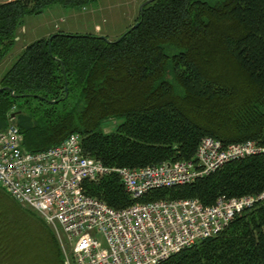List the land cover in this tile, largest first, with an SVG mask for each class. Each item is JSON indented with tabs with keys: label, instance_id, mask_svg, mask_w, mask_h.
Masks as SVG:
<instances>
[{
	"label": "trees",
	"instance_id": "1",
	"mask_svg": "<svg viewBox=\"0 0 264 264\" xmlns=\"http://www.w3.org/2000/svg\"><path fill=\"white\" fill-rule=\"evenodd\" d=\"M94 1L0 3V64L27 16ZM137 23L115 40L56 31L27 44L0 81V130L17 125L32 152L79 133L84 153L110 167L191 161L206 136L225 146L252 140L264 147V0H153ZM226 67L236 79L220 77ZM110 119L118 124L105 132ZM84 187L116 209L178 198L210 206L221 196L259 197L264 153L137 200L115 173ZM17 203L0 186V264H64L53 230L28 208L41 227L34 237ZM158 264H264V197L220 234Z\"/></svg>",
	"mask_w": 264,
	"mask_h": 264
},
{
	"label": "built area",
	"instance_id": "2",
	"mask_svg": "<svg viewBox=\"0 0 264 264\" xmlns=\"http://www.w3.org/2000/svg\"><path fill=\"white\" fill-rule=\"evenodd\" d=\"M13 0H0V3ZM19 39V37H17ZM264 153L255 141L225 146L206 136L194 160L174 159L140 168L110 167L86 155L82 136L32 152L13 123L0 130V186L39 214L61 244L64 264H158L220 234L264 194L228 198L210 206L197 198L135 202L116 209L86 193V181L117 174L137 200L148 192L191 184L225 164Z\"/></svg>",
	"mask_w": 264,
	"mask_h": 264
},
{
	"label": "rangeland",
	"instance_id": "3",
	"mask_svg": "<svg viewBox=\"0 0 264 264\" xmlns=\"http://www.w3.org/2000/svg\"><path fill=\"white\" fill-rule=\"evenodd\" d=\"M144 1L146 0H96L83 8H65L54 5L47 8L39 16H27L25 19L26 24L22 27V31L18 36L22 41L16 43L13 50L0 64V80L19 57L18 48L24 45V41H26V45L44 36L48 37L56 31L83 34L93 33L100 36H107L110 40H115L137 23V18L140 14V5ZM207 1L214 2V0ZM57 6L60 7V11L58 12L56 9ZM227 67V73L220 74V77L225 75L236 79L235 73L233 74L231 69ZM117 124V120L110 119L105 122L103 129L105 132H112ZM17 204L26 213L25 222L29 224L31 234L34 237L35 235H41V227L37 221L39 220L38 217L28 207H24L19 203Z\"/></svg>",
	"mask_w": 264,
	"mask_h": 264
},
{
	"label": "water",
	"instance_id": "4",
	"mask_svg": "<svg viewBox=\"0 0 264 264\" xmlns=\"http://www.w3.org/2000/svg\"><path fill=\"white\" fill-rule=\"evenodd\" d=\"M152 1H153V0H146V1H144V2L140 5L141 13H142L143 7H144L146 4H148V3L152 2ZM138 26H139V23H136V24L132 27V30L136 29ZM101 38H106V37H105V36H101ZM118 40H120V39H118ZM0 90H2V88H0ZM15 116H16V113H13V114H12V117H15Z\"/></svg>",
	"mask_w": 264,
	"mask_h": 264
},
{
	"label": "crops",
	"instance_id": "5",
	"mask_svg": "<svg viewBox=\"0 0 264 264\" xmlns=\"http://www.w3.org/2000/svg\"><path fill=\"white\" fill-rule=\"evenodd\" d=\"M59 6H60V5H59ZM59 6L56 7L57 12L60 11V10H59V9H60ZM54 9H55V8H54ZM64 13H65V12H64ZM66 17H68V15H66ZM66 17H65V18H66ZM73 18H74V16H73ZM45 35H46V34H45ZM44 37H45V36H44ZM17 41L19 42V41H22V40L19 39V40H17ZM25 42H26V41L23 42L24 45H22L20 48H18V53H19L18 55H19V56H20L21 52L23 51V49L25 48V46L27 45V44L25 45ZM28 44H29V43H28ZM18 58H19V57H18ZM18 58H17V59H18ZM16 61H17V60H16ZM16 61H15V62H16ZM15 62H14V63H15ZM14 63H13V64H14ZM13 64H12V65H13ZM10 68H11V67H10ZM10 68H9V69H10ZM9 69H8V70H9ZM8 70H7V71H8ZM7 71H6V72H7ZM6 72H5V73H6ZM3 76H4V75H3ZM3 76H2V77H3ZM1 79H2V78H1ZM0 81H1V80H0Z\"/></svg>",
	"mask_w": 264,
	"mask_h": 264
}]
</instances>
